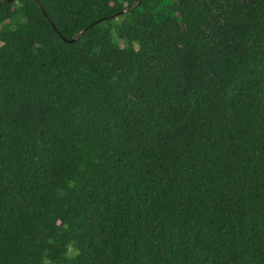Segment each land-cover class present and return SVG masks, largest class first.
I'll use <instances>...</instances> for the list:
<instances>
[{
    "label": "trees",
    "instance_id": "1",
    "mask_svg": "<svg viewBox=\"0 0 264 264\" xmlns=\"http://www.w3.org/2000/svg\"><path fill=\"white\" fill-rule=\"evenodd\" d=\"M36 1L0 0V264H264V0Z\"/></svg>",
    "mask_w": 264,
    "mask_h": 264
},
{
    "label": "water",
    "instance_id": "2",
    "mask_svg": "<svg viewBox=\"0 0 264 264\" xmlns=\"http://www.w3.org/2000/svg\"><path fill=\"white\" fill-rule=\"evenodd\" d=\"M5 1H14V0H5ZM36 1V0H35ZM37 2V1H36ZM135 5V4H134ZM123 12H125V11H123ZM122 12V13H123ZM118 16V14H116V15H114V16H109V17H105V18H101V19H99L97 22H102V21H104V20H106V19H112V18H114V17H117ZM85 31V30H84ZM84 31H82V32H79L74 38H72V39H70V40H67V39H65L66 41H75L78 37H80L82 34H83V32Z\"/></svg>",
    "mask_w": 264,
    "mask_h": 264
},
{
    "label": "rangeland",
    "instance_id": "3",
    "mask_svg": "<svg viewBox=\"0 0 264 264\" xmlns=\"http://www.w3.org/2000/svg\"><path fill=\"white\" fill-rule=\"evenodd\" d=\"M1 27V26H0Z\"/></svg>",
    "mask_w": 264,
    "mask_h": 264
}]
</instances>
